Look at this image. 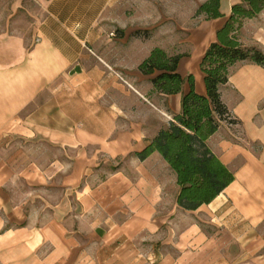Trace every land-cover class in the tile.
Returning <instances> with one entry per match:
<instances>
[{
    "label": "crops",
    "instance_id": "0c3cea01",
    "mask_svg": "<svg viewBox=\"0 0 264 264\" xmlns=\"http://www.w3.org/2000/svg\"><path fill=\"white\" fill-rule=\"evenodd\" d=\"M241 1L220 0L223 17L201 20L190 33L195 45L178 72L193 75L199 94L205 93L200 58ZM143 2L0 0V139L6 133L41 139L76 154L75 173L62 178L54 205L13 191L0 161V264H264V67L238 62L220 87L240 123L222 122L207 145L234 180L196 210L179 207L167 163L156 152L142 161L135 153L179 112L188 85L175 95L150 93L155 104L125 89L99 49L128 40L126 27L135 9H145ZM117 27L124 34L113 32ZM239 37L264 53V9L244 23ZM111 92L126 102L112 101ZM129 101L139 104L141 122L131 121ZM159 109L168 121L152 115ZM99 156L124 166L92 185L87 177L80 187ZM62 163L51 161L49 168L60 166L59 172ZM13 175L26 185H55L54 174L47 177L33 164L15 166Z\"/></svg>",
    "mask_w": 264,
    "mask_h": 264
},
{
    "label": "trees",
    "instance_id": "16d2710c",
    "mask_svg": "<svg viewBox=\"0 0 264 264\" xmlns=\"http://www.w3.org/2000/svg\"><path fill=\"white\" fill-rule=\"evenodd\" d=\"M263 9L264 0H242L231 6L199 61L204 94L195 91L192 74L182 77L178 72L179 62L189 56L188 52L169 54L155 46L137 65V71L151 84L149 93L175 95L181 93L183 84L188 85L182 92L179 112L135 153L141 161L154 152L162 157L175 175L176 203L185 210L210 203L234 180L233 172L212 152L207 139L222 122L240 123L223 102L220 87L228 82L230 70L238 62L264 67V53L256 47L243 46L239 37L244 23ZM194 16H203V20L223 17L220 0H204ZM116 33L122 35L124 31Z\"/></svg>",
    "mask_w": 264,
    "mask_h": 264
},
{
    "label": "rangeland",
    "instance_id": "374dc122",
    "mask_svg": "<svg viewBox=\"0 0 264 264\" xmlns=\"http://www.w3.org/2000/svg\"><path fill=\"white\" fill-rule=\"evenodd\" d=\"M136 1L138 0H135V3ZM200 3L201 0H144L143 5L146 10L135 9L132 20L133 25L126 27L128 40L117 42V45L110 42L104 43L102 48H99L104 50V53H100L103 55L101 60L109 66V71L117 77L125 89L135 90L157 104V96H152L148 92V78L137 71V65L154 46L164 48L169 54L189 52L195 45V42L189 41L191 38L190 33L203 20V16H194L195 10ZM111 28L113 29V27ZM117 30H120V28L117 27ZM117 30H113V32ZM137 31H139L137 35L132 34ZM131 93L134 97H137L133 92ZM223 95V102L225 104L226 102H230L227 92H224ZM41 98L43 99L45 96ZM111 100L120 105L126 102L120 93L115 92H111ZM127 105L131 108L134 107L133 111H130L132 114L131 121L134 124L141 122L143 113L139 104L135 101H129ZM160 110L162 109H159V111L153 110L155 114L152 115H159L167 119L166 115L163 116L165 114L163 110ZM252 146L255 151L260 149L258 144H253ZM75 157L76 154L73 152L62 153L55 145H51L41 139L24 141V139L16 138L10 133H6L5 137L0 139V161L4 160L6 162L5 171L14 180L11 183V188L15 192L43 196L44 200L40 201L44 205H54L60 199L61 188L59 184L66 174L75 173L72 161ZM51 161H57L60 164L63 162L64 169L58 172L57 169L60 166L58 168L55 166L49 168ZM98 163V168L95 171H86L87 175L83 176V182H81L80 187L84 184V180L87 177V182L92 185L101 180L106 174L124 166V161H121V159L105 162L104 158L100 157ZM29 164H33L40 168L41 172L47 173V177L48 174L49 176L54 174L52 179L55 185L52 187L37 183L26 185L19 178L15 180V176L13 175L15 166L20 168ZM43 177L45 178V176ZM77 188L74 187L71 192ZM70 205L71 209H73L74 202L72 199Z\"/></svg>",
    "mask_w": 264,
    "mask_h": 264
}]
</instances>
